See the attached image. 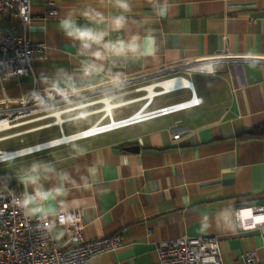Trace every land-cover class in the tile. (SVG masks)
I'll return each instance as SVG.
<instances>
[{"label": "crops", "instance_id": "obj_1", "mask_svg": "<svg viewBox=\"0 0 264 264\" xmlns=\"http://www.w3.org/2000/svg\"><path fill=\"white\" fill-rule=\"evenodd\" d=\"M128 2L130 11L122 12L114 0H32V20L26 32L46 42L47 55L35 61L33 74L0 80V98L5 94L17 97L36 82L40 93L51 101L46 113H61L67 119L63 132L69 135L100 119L105 104L98 99L104 82L117 73L127 83L186 62L214 59L213 72L188 74L208 75L211 93L199 94L187 77L203 98L202 104L11 159L17 161L0 171V190L9 185L14 193L25 196L27 213L46 214L52 223L60 211L83 209L87 239L122 235L119 249L102 251L88 264H153L159 242L185 235H217L225 264H247L246 251L257 249L264 255L260 230H242L237 221L238 209L246 208L242 215L244 223L250 224L248 208L264 204V137L240 136L264 124V0ZM89 7L106 18L125 15V27L112 31L108 23L89 25L80 15ZM162 7L167 8L163 16L158 14ZM66 15L81 25L107 31L106 41L135 42L139 52L125 59L100 46L82 49L60 28ZM10 21L16 33L23 31L18 17ZM97 51L103 58L95 56ZM89 61L103 65L104 71L85 77L81 69ZM127 87L120 90L116 108L141 104L118 118L113 108L114 120L142 108L152 111L182 101L154 106L160 95L148 102L146 90ZM96 114L100 115L92 123L66 131L67 122ZM55 119L45 117L30 126L51 123L34 132L58 127V136L43 141L57 138L62 132ZM178 131L182 134L175 139ZM136 144L138 151L127 149ZM36 162L50 164L52 171L41 168L38 174L31 173ZM32 175L38 177L35 184L25 179ZM55 234L59 242L67 238L61 226Z\"/></svg>", "mask_w": 264, "mask_h": 264}, {"label": "built area", "instance_id": "obj_2", "mask_svg": "<svg viewBox=\"0 0 264 264\" xmlns=\"http://www.w3.org/2000/svg\"><path fill=\"white\" fill-rule=\"evenodd\" d=\"M50 11L57 13L58 10L52 8ZM15 17L20 19L23 28L21 33H16L11 24L10 19H15ZM31 20L32 0H0V80L2 82L14 77L33 74L35 61L47 55L46 42L35 40L26 32ZM202 63L204 62L195 64L186 62L182 66L179 65L174 69L146 78L152 81L146 85L154 84L155 88L159 92L164 91L163 93L189 88L191 97L188 99L152 111H144L142 108L133 115L120 120H114L112 115L113 108L118 107L119 103H114L110 109H105L104 105L103 115L93 125L79 132L65 135L62 124L67 119L64 118L59 123L62 132L59 137L15 149L0 148V160L6 162L149 117L200 105L203 103V98L196 94L192 82L189 86L175 85L169 88L158 84L185 76V73L214 71V61L207 66ZM140 81H135V83L130 81L126 84L133 85ZM146 85L137 86V89L143 90ZM158 95L161 94L148 98V102ZM98 100L103 101L102 98ZM50 104L51 101H47L40 93L36 82L31 89L17 97L5 94L0 98V142L19 137L20 143L24 144L25 135L51 123L37 126H30V124L51 116H55V122H57L61 113L57 111L46 113L48 107H51ZM107 118L109 120L106 121ZM181 134L182 131L175 132L173 137L179 138ZM245 209L240 208L237 211L239 227L242 230L248 227L258 228L264 249V204L248 208L252 214L250 224L244 223L242 212ZM26 213L27 201L24 195L14 193L9 185L0 190V264H88L89 260L98 253L105 250H117L123 245V237L119 233L93 239L85 238L86 222L84 211L80 208L58 212L56 223H52L46 214ZM258 217L261 219L256 220ZM60 226L67 233L64 242H59L56 238L55 230ZM244 259L247 264H259L264 262V255L261 256L257 249H250L244 254ZM153 264H225V262L217 235H185L159 242L157 260Z\"/></svg>", "mask_w": 264, "mask_h": 264}, {"label": "clouds", "instance_id": "obj_3", "mask_svg": "<svg viewBox=\"0 0 264 264\" xmlns=\"http://www.w3.org/2000/svg\"><path fill=\"white\" fill-rule=\"evenodd\" d=\"M116 7L122 10V12L130 11V5L128 0H114ZM167 12L166 7H162L158 10V14L163 16ZM88 22L89 25L92 24H102L108 23L112 31H120L125 27L126 17L125 15H114L110 18H106L104 14L93 8H87L80 13ZM89 25L79 24L71 15H66L60 21V28L63 33L70 39L79 42V45L84 50H91L94 46H100L110 53L112 56L117 58H130L136 57L139 52V45L135 42H125L123 40L112 42L106 41L105 37L108 32L105 30H98L97 28L91 27ZM97 58H103L104 54L97 51L95 53ZM85 77L99 76L103 71V65L96 63L94 61L86 62L82 65L81 69ZM105 87L102 92V100L106 101L108 105L117 102L120 99V90L125 87L126 81L123 76L119 73L112 75L104 82ZM4 161L0 160V163ZM41 168L52 171V166L48 163L36 162L31 166V173L38 174ZM37 176H27L25 179L35 184L37 182ZM23 207V204H22ZM27 214V213H26Z\"/></svg>", "mask_w": 264, "mask_h": 264}, {"label": "rangeland", "instance_id": "obj_4", "mask_svg": "<svg viewBox=\"0 0 264 264\" xmlns=\"http://www.w3.org/2000/svg\"><path fill=\"white\" fill-rule=\"evenodd\" d=\"M213 60L214 59H208V60H205L202 62L211 63ZM183 64H181V66ZM184 75L192 78L199 94H202L205 91L210 92L209 89H210L211 78L208 75L198 74V73L193 74L191 76H189L188 74H184ZM149 76H151V75H147L144 77H140L139 79L132 80L133 83H135V81H138V80H141V81H140V83H138L136 85L135 84H133V85L128 84L127 86H130V87H127V89L137 88V86H143V85H146V84L152 82V81L146 80V78H148ZM142 79H144V80L142 81ZM144 93H145V91H144ZM189 97H190V91L188 89H181V90H178L175 92H171L168 94H163V95L158 96L156 98V102H155L154 106L164 104V103H168V102H173L176 100H184V99H187ZM122 98H124V97H122ZM140 104H141V102L116 108L113 110L114 117L118 118L122 115H126V114L132 112L133 110H135ZM99 115L100 114H96V115H93V116H90L88 118H84L81 120L67 122L64 125L65 129L68 132L70 127L79 126L80 124L88 125L89 123H92L94 120H96L99 117ZM59 134H60V132H59L58 127H51V128L43 129V130L34 132L32 134L26 135L25 136L26 143H24V144L19 143L20 138L18 137V138H13L10 140H5V141L0 142V146L1 147H13V146L14 147H20V146H23L26 144L37 143V142L43 141L47 138L58 136ZM16 161H17V159L1 163L0 164V171L7 170L9 165H11L12 163H15Z\"/></svg>", "mask_w": 264, "mask_h": 264}, {"label": "bare ground", "instance_id": "obj_5", "mask_svg": "<svg viewBox=\"0 0 264 264\" xmlns=\"http://www.w3.org/2000/svg\"><path fill=\"white\" fill-rule=\"evenodd\" d=\"M158 85H164L167 88H169L171 86H175V85L189 86V85H191V80H189L185 76H181V77L175 78V79L170 80V81L161 82ZM143 89L146 90V92H147L144 95V97H147V98H152L154 95L162 94L164 92V91L159 92V90L155 88V85L154 84H149V85L143 87ZM103 102H105V109H110L113 106V104H114V103H112L111 105H108L107 102L104 101V100H103ZM57 115H59V113H57ZM61 122H62V118L60 117L57 120V123H61ZM65 138H67V136H65Z\"/></svg>", "mask_w": 264, "mask_h": 264}, {"label": "trees", "instance_id": "obj_6", "mask_svg": "<svg viewBox=\"0 0 264 264\" xmlns=\"http://www.w3.org/2000/svg\"><path fill=\"white\" fill-rule=\"evenodd\" d=\"M242 138H255V137H264V124L257 125L242 134H240Z\"/></svg>", "mask_w": 264, "mask_h": 264}, {"label": "water", "instance_id": "obj_7", "mask_svg": "<svg viewBox=\"0 0 264 264\" xmlns=\"http://www.w3.org/2000/svg\"><path fill=\"white\" fill-rule=\"evenodd\" d=\"M128 150H131V151H138L140 149V146L139 145H130L127 147Z\"/></svg>", "mask_w": 264, "mask_h": 264}]
</instances>
